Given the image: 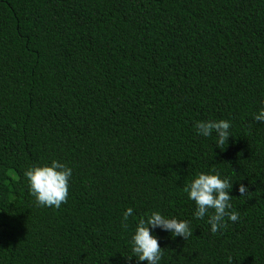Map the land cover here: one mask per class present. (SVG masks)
Returning a JSON list of instances; mask_svg holds the SVG:
<instances>
[{
    "label": "trees",
    "instance_id": "16d2710c",
    "mask_svg": "<svg viewBox=\"0 0 264 264\" xmlns=\"http://www.w3.org/2000/svg\"><path fill=\"white\" fill-rule=\"evenodd\" d=\"M0 264H264V0H0Z\"/></svg>",
    "mask_w": 264,
    "mask_h": 264
}]
</instances>
